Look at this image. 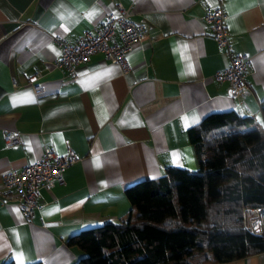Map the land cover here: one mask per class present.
Here are the masks:
<instances>
[{"label": "crops", "instance_id": "1", "mask_svg": "<svg viewBox=\"0 0 264 264\" xmlns=\"http://www.w3.org/2000/svg\"><path fill=\"white\" fill-rule=\"evenodd\" d=\"M219 5L233 50L252 57L244 98L230 97L229 84L213 78L228 57L203 17ZM120 8L150 32L127 53L128 71L98 53L72 74L54 65V38L71 42ZM35 72L40 95L28 86ZM263 104L264 0H0V262L73 264L81 252L65 240L127 218L125 189L169 166L197 169L191 129L235 113L264 133ZM5 129L18 132L21 144L4 146ZM46 146L60 155L72 150L78 161L63 170V184L40 190L26 223L1 176L40 158ZM218 264H264V252Z\"/></svg>", "mask_w": 264, "mask_h": 264}, {"label": "trees", "instance_id": "2", "mask_svg": "<svg viewBox=\"0 0 264 264\" xmlns=\"http://www.w3.org/2000/svg\"><path fill=\"white\" fill-rule=\"evenodd\" d=\"M189 139L197 169L169 166L125 189L127 218L65 240L81 252L73 264H218L264 252V233L247 225L264 208V133L250 118L213 114Z\"/></svg>", "mask_w": 264, "mask_h": 264}, {"label": "built area", "instance_id": "3", "mask_svg": "<svg viewBox=\"0 0 264 264\" xmlns=\"http://www.w3.org/2000/svg\"><path fill=\"white\" fill-rule=\"evenodd\" d=\"M227 14L221 5L207 11L203 17L204 24L211 29L212 39L228 57V64L223 70L214 74L218 82L229 84V95L232 98H244L251 92L247 80L252 57L233 50L227 26ZM150 39L149 26L137 23L129 18V12L120 8V14H105L99 25L83 30L73 41L54 38L60 49V58L54 65L73 73L76 66L87 62L91 55L101 54L110 64L119 66L123 72L129 70L127 53L138 43ZM40 72H35L28 81V86L35 95L44 93V88L37 83ZM3 144L6 147L21 144L20 134L14 130L3 131ZM78 161L72 150L57 154L51 146L43 149L40 158L20 170H9L2 174V187L9 192L21 212L24 222L31 223L35 210L39 209L40 190H50L55 184H63L62 172ZM264 208L251 210L249 228L255 234L264 233ZM43 226V224L41 223Z\"/></svg>", "mask_w": 264, "mask_h": 264}, {"label": "rangeland", "instance_id": "4", "mask_svg": "<svg viewBox=\"0 0 264 264\" xmlns=\"http://www.w3.org/2000/svg\"><path fill=\"white\" fill-rule=\"evenodd\" d=\"M251 216V214L249 215V216H247V225L249 226V224H248V220H249V217Z\"/></svg>", "mask_w": 264, "mask_h": 264}]
</instances>
